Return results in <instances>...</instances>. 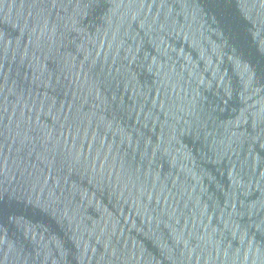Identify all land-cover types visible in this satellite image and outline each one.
Segmentation results:
<instances>
[{
	"label": "water",
	"instance_id": "95a60500",
	"mask_svg": "<svg viewBox=\"0 0 264 264\" xmlns=\"http://www.w3.org/2000/svg\"><path fill=\"white\" fill-rule=\"evenodd\" d=\"M0 264H264V0H0Z\"/></svg>",
	"mask_w": 264,
	"mask_h": 264
}]
</instances>
